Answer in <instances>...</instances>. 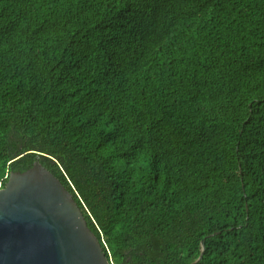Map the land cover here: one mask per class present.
Segmentation results:
<instances>
[{
	"label": "trees",
	"instance_id": "obj_1",
	"mask_svg": "<svg viewBox=\"0 0 264 264\" xmlns=\"http://www.w3.org/2000/svg\"><path fill=\"white\" fill-rule=\"evenodd\" d=\"M35 160L110 264H264V0H0V187Z\"/></svg>",
	"mask_w": 264,
	"mask_h": 264
},
{
	"label": "water",
	"instance_id": "obj_2",
	"mask_svg": "<svg viewBox=\"0 0 264 264\" xmlns=\"http://www.w3.org/2000/svg\"><path fill=\"white\" fill-rule=\"evenodd\" d=\"M201 253L191 264H195ZM0 264H110L71 193L38 160L0 187Z\"/></svg>",
	"mask_w": 264,
	"mask_h": 264
},
{
	"label": "clouds",
	"instance_id": "obj_3",
	"mask_svg": "<svg viewBox=\"0 0 264 264\" xmlns=\"http://www.w3.org/2000/svg\"><path fill=\"white\" fill-rule=\"evenodd\" d=\"M187 24V23H186Z\"/></svg>",
	"mask_w": 264,
	"mask_h": 264
}]
</instances>
